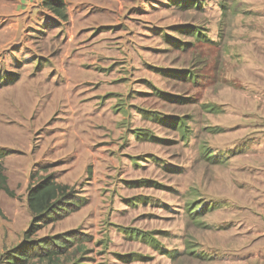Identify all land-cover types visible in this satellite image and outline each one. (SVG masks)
Listing matches in <instances>:
<instances>
[{
	"label": "rangeland",
	"instance_id": "1",
	"mask_svg": "<svg viewBox=\"0 0 264 264\" xmlns=\"http://www.w3.org/2000/svg\"><path fill=\"white\" fill-rule=\"evenodd\" d=\"M43 1L0 0V264H264V0ZM50 176L75 206L31 233Z\"/></svg>",
	"mask_w": 264,
	"mask_h": 264
},
{
	"label": "trees",
	"instance_id": "2",
	"mask_svg": "<svg viewBox=\"0 0 264 264\" xmlns=\"http://www.w3.org/2000/svg\"><path fill=\"white\" fill-rule=\"evenodd\" d=\"M43 6L56 17L63 21H68L67 5L64 0H44ZM184 127V123L181 122L180 126ZM0 191L6 195L12 197L13 192L8 186V178L4 175L3 167L0 165ZM71 189L68 186L58 184L56 180L50 176L44 178L37 185L31 187L28 191L27 204L29 211L35 219V224L31 229V233H34L39 224L37 221L46 225L58 222L63 218V214H67V210L70 206H75L70 203L73 196ZM0 216H3V211L0 206ZM69 238V239H68ZM55 237L51 240H43L40 245L36 246V249L30 250V248H17L11 251L4 257L3 264H28L32 259H39L49 262L56 261L60 256L67 254L68 245L74 241H77L75 237ZM30 251L33 254H29ZM56 259V260H55ZM59 260V259H58Z\"/></svg>",
	"mask_w": 264,
	"mask_h": 264
},
{
	"label": "crops",
	"instance_id": "3",
	"mask_svg": "<svg viewBox=\"0 0 264 264\" xmlns=\"http://www.w3.org/2000/svg\"><path fill=\"white\" fill-rule=\"evenodd\" d=\"M85 1H87V0H70L69 2H72V4H75L76 6L77 5L82 6L85 3ZM30 4H31V2H30ZM77 12L79 14L78 17H77V15H75L73 13H71V14L68 13L69 20H72V21H75L76 20V22H78V21L82 20L83 18H85L84 15L82 16V14H83V11L82 10L77 11ZM76 17H77V19H76Z\"/></svg>",
	"mask_w": 264,
	"mask_h": 264
}]
</instances>
